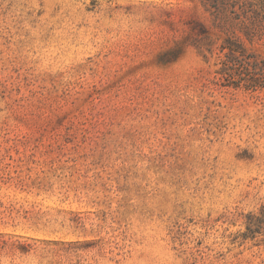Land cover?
I'll return each mask as SVG.
<instances>
[{"label": "rangeland", "instance_id": "1", "mask_svg": "<svg viewBox=\"0 0 264 264\" xmlns=\"http://www.w3.org/2000/svg\"><path fill=\"white\" fill-rule=\"evenodd\" d=\"M226 34L201 0H0V264H264V76Z\"/></svg>", "mask_w": 264, "mask_h": 264}, {"label": "trees", "instance_id": "2", "mask_svg": "<svg viewBox=\"0 0 264 264\" xmlns=\"http://www.w3.org/2000/svg\"><path fill=\"white\" fill-rule=\"evenodd\" d=\"M201 1L217 20V26L227 33L220 44V50L227 58L223 63L227 64L230 61L243 63L252 67L254 76L263 77L264 61L249 51L244 40L235 34V29L241 31L250 43L260 39L264 35V0ZM251 82V87L256 85L255 79Z\"/></svg>", "mask_w": 264, "mask_h": 264}]
</instances>
